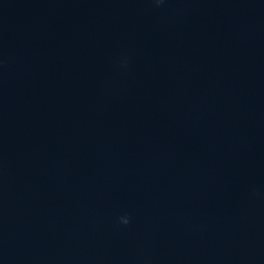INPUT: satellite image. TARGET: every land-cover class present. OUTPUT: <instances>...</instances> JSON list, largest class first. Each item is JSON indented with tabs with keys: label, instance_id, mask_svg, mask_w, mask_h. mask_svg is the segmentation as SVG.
Wrapping results in <instances>:
<instances>
[{
	"label": "water",
	"instance_id": "obj_1",
	"mask_svg": "<svg viewBox=\"0 0 264 264\" xmlns=\"http://www.w3.org/2000/svg\"><path fill=\"white\" fill-rule=\"evenodd\" d=\"M0 264H264V0H0Z\"/></svg>",
	"mask_w": 264,
	"mask_h": 264
},
{
	"label": "clouds",
	"instance_id": "obj_2",
	"mask_svg": "<svg viewBox=\"0 0 264 264\" xmlns=\"http://www.w3.org/2000/svg\"><path fill=\"white\" fill-rule=\"evenodd\" d=\"M154 2L157 4V5H160V4H163L164 3V0H154ZM130 216L128 215H123L122 217H120V223L122 224H129L130 223Z\"/></svg>",
	"mask_w": 264,
	"mask_h": 264
}]
</instances>
